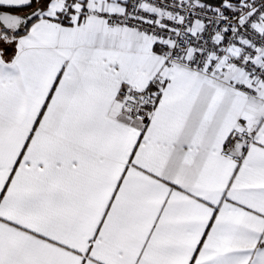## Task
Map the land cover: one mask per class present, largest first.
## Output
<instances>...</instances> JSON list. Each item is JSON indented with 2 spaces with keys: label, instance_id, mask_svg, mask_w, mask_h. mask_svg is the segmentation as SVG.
Returning <instances> with one entry per match:
<instances>
[{
  "label": "snow or ice",
  "instance_id": "6c2138e0",
  "mask_svg": "<svg viewBox=\"0 0 264 264\" xmlns=\"http://www.w3.org/2000/svg\"><path fill=\"white\" fill-rule=\"evenodd\" d=\"M0 264H264V0H0Z\"/></svg>",
  "mask_w": 264,
  "mask_h": 264
}]
</instances>
